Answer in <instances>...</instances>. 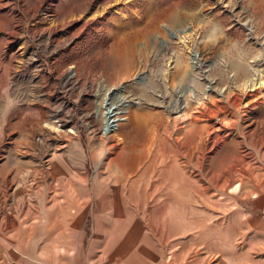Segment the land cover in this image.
<instances>
[{
	"label": "rangeland",
	"instance_id": "1",
	"mask_svg": "<svg viewBox=\"0 0 264 264\" xmlns=\"http://www.w3.org/2000/svg\"><path fill=\"white\" fill-rule=\"evenodd\" d=\"M53 155L112 185L127 166L134 220L173 230L158 264L247 250L264 217V0H0L1 246L43 209Z\"/></svg>",
	"mask_w": 264,
	"mask_h": 264
},
{
	"label": "crops",
	"instance_id": "2",
	"mask_svg": "<svg viewBox=\"0 0 264 264\" xmlns=\"http://www.w3.org/2000/svg\"><path fill=\"white\" fill-rule=\"evenodd\" d=\"M50 162L61 164L52 173L56 186L47 194L43 209L3 236L9 245H0V264H158L159 243L166 242L173 230L160 232L148 216L142 225L134 220L129 207L143 211L144 201L128 197L133 192L127 187V166L116 168L113 177L118 185H112L110 170L88 173L57 155ZM88 182L100 185L101 190L95 191L93 185L87 189ZM88 220L91 226L86 231ZM139 227H149L152 232ZM250 228L248 249L221 251L215 264H264L263 215L251 221Z\"/></svg>",
	"mask_w": 264,
	"mask_h": 264
},
{
	"label": "water",
	"instance_id": "3",
	"mask_svg": "<svg viewBox=\"0 0 264 264\" xmlns=\"http://www.w3.org/2000/svg\"><path fill=\"white\" fill-rule=\"evenodd\" d=\"M137 78V75L133 78L134 80ZM103 86V84H102ZM122 84H119L117 87H108L106 88L103 95V106H104V120L102 124V131L105 133L115 126V120L117 117L114 115L116 112H121L122 109H116L119 106H124L126 102L121 100L119 92L121 90ZM115 96V100L110 102V96Z\"/></svg>",
	"mask_w": 264,
	"mask_h": 264
},
{
	"label": "bare ground",
	"instance_id": "4",
	"mask_svg": "<svg viewBox=\"0 0 264 264\" xmlns=\"http://www.w3.org/2000/svg\"><path fill=\"white\" fill-rule=\"evenodd\" d=\"M99 104H100L101 109H102V111H101L102 113H101V114H102V116H103V118H104V113H103V112H104V106H103L102 101H101ZM114 114H115V113H114ZM115 116H116V115H115ZM122 118H123L122 116L119 117V119H122ZM115 122H116V121H115ZM115 125H116V124H115ZM115 127H116V126H115ZM112 128H113V127H112ZM108 131H109V130H108ZM102 132H103V131H102ZM103 133H104V132H103ZM105 133H106V132H105Z\"/></svg>",
	"mask_w": 264,
	"mask_h": 264
}]
</instances>
